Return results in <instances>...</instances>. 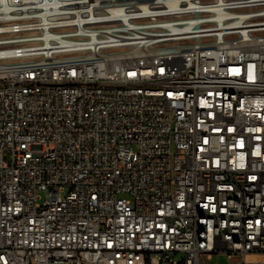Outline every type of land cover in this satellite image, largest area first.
I'll return each mask as SVG.
<instances>
[{
  "label": "built area",
  "instance_id": "built-area-1",
  "mask_svg": "<svg viewBox=\"0 0 264 264\" xmlns=\"http://www.w3.org/2000/svg\"><path fill=\"white\" fill-rule=\"evenodd\" d=\"M213 254L264 264V0H0V264Z\"/></svg>",
  "mask_w": 264,
  "mask_h": 264
},
{
  "label": "rangeland",
  "instance_id": "rangeland-1",
  "mask_svg": "<svg viewBox=\"0 0 264 264\" xmlns=\"http://www.w3.org/2000/svg\"><path fill=\"white\" fill-rule=\"evenodd\" d=\"M66 193H63V195H65ZM39 195L41 196L42 200H45L46 194L43 192H39ZM226 262H228V258L225 255H217V254H213L212 258H210L208 260V263H216V264H225Z\"/></svg>",
  "mask_w": 264,
  "mask_h": 264
}]
</instances>
